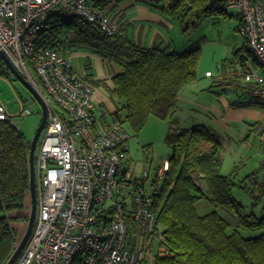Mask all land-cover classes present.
<instances>
[{
  "label": "trees",
  "instance_id": "16d2710c",
  "mask_svg": "<svg viewBox=\"0 0 264 264\" xmlns=\"http://www.w3.org/2000/svg\"><path fill=\"white\" fill-rule=\"evenodd\" d=\"M146 1L177 20L185 37H189L205 18L230 16L222 7L224 0ZM91 3L106 9L111 16L120 14L118 0H93ZM111 11L115 13L111 14ZM238 18L239 30L242 22ZM115 20L119 29L108 35L96 22L58 9L50 16L51 27L39 35L36 45L54 47L62 53L88 50L103 57L111 56L122 68V72L113 78V88L109 89L115 105L111 112L113 122H121L137 133L151 116L174 117L179 110L181 90L198 79L202 47L198 43L182 52L162 45L145 47L129 35L122 22L116 17ZM249 65L261 71L249 39L245 38L244 47L234 52V58L223 61V73L213 77L212 86L250 93L257 83L246 80ZM1 73L8 74L4 70ZM32 74L40 84L34 68ZM85 79L93 85L101 84L91 75ZM249 104L251 102L239 101L242 107ZM110 126L107 124L106 129ZM164 141L171 154L168 158L170 167L158 191L153 192L157 223L164 231L160 244L164 254L154 248L155 235L146 234L128 217L125 218L127 247L140 250L147 245L146 255L151 256L152 264H264V206L260 214L254 209L264 205V158L257 169H250L238 183V168L229 175L222 173L225 146L211 125L196 124L184 129L173 122ZM129 148L125 164H130ZM30 149L31 141L22 131L10 120L0 121V264L9 262L18 245L11 221L19 216L12 217L10 213L23 208L26 198L31 196ZM236 186L251 192L253 208L250 212L234 198L232 190ZM140 187H135L136 192ZM202 200L230 211L235 223L218 211L199 214L197 205ZM21 217L29 221V216ZM242 231H259V234L245 236ZM23 252L24 249L14 264H18ZM84 256L85 249L75 255L72 264H81Z\"/></svg>",
  "mask_w": 264,
  "mask_h": 264
},
{
  "label": "built area",
  "instance_id": "2783aa9c",
  "mask_svg": "<svg viewBox=\"0 0 264 264\" xmlns=\"http://www.w3.org/2000/svg\"><path fill=\"white\" fill-rule=\"evenodd\" d=\"M222 7L235 8L241 17L239 31L249 39L261 68L258 72L247 66L245 77L257 83L251 92L264 101V0H224ZM58 9L96 22L108 35L119 29L116 20L89 0H0V70L14 77L1 57L4 53L41 93L48 108L35 161L38 215L18 264H72L83 249L81 264H140L144 253L127 247L126 216L118 209L124 198L118 193L117 174L128 158L130 131L121 122L100 133L94 131L97 89L78 74L70 55L36 45ZM206 75L214 74L208 71ZM18 103L13 112L10 102L0 97V121L10 120L17 127L15 117L22 120L33 114L24 102ZM158 167L151 193L161 186L169 160ZM122 174L131 176V169L125 168ZM108 200L117 202L116 207ZM133 200L134 221L161 239L150 193L140 187ZM160 252L164 254L163 247Z\"/></svg>",
  "mask_w": 264,
  "mask_h": 264
},
{
  "label": "rangeland",
  "instance_id": "374dc122",
  "mask_svg": "<svg viewBox=\"0 0 264 264\" xmlns=\"http://www.w3.org/2000/svg\"><path fill=\"white\" fill-rule=\"evenodd\" d=\"M92 1L93 0H89L90 3ZM127 1L128 0H118V8H123V5ZM95 7L104 11L114 20L116 17L122 23H125L128 20V16H126L127 14L125 13L129 12L132 9V7H128L126 9L123 8L124 14L122 16L121 14H118L115 15L114 17L111 16L106 9H101L97 6ZM225 9L228 10L230 16L222 17L221 23L211 24L212 19L218 17L219 15L205 18L190 36H194V38L198 39L200 43H203L204 39L208 38L209 33L210 34L212 33L214 35L213 38L214 40L220 41L221 43H224L228 46L229 51L227 57L234 58V52L237 49L244 47L245 38L238 30L237 25H239V22L235 17H233V14L235 12L237 13V10L235 8H225ZM111 12H112L111 14L115 13L113 11ZM206 26H208L210 30H213V32L208 31V34H205L203 30H205ZM197 34L199 35L197 36ZM14 77L10 75L5 76V74L1 73L0 70V97L10 102L13 112H16L18 110L19 100L24 102L26 106L32 109L33 114L24 117L22 120L17 117H15L14 119V121L17 122L18 130L22 131L26 136V138L32 141L41 123L43 109L40 102L36 99L34 94L27 87H25L24 84H22L17 78ZM94 87L96 88L97 86L94 85ZM223 89L224 88L220 86L213 87V91L215 92V95L211 99L205 98L208 97L207 95H205V93H202L199 96L200 99H205V100L207 99L206 102L210 104L213 103L215 105V107L212 108V111L210 113L207 111L204 112L202 110H196V109L192 110L190 108L189 109L184 108L182 109V111H179L180 114L179 117L175 115L171 119H161L151 116V118L146 123L145 127L137 133L128 129V131H130V137H131L129 140L130 164L123 163L117 174L118 183H119L118 193L121 194L124 198V201L122 202L119 201L118 209L122 210L126 217L131 218L132 220H136L135 214L133 213L132 210V206L134 205L133 194L136 192L135 187L137 185H140L142 189H145L147 193H150V196L153 198V202H154V197H153L154 193L153 192L151 193L150 185L157 182V180H153L157 174L156 173L157 166L164 159H168L171 155L170 150L168 149L164 140L167 133L169 132L172 123L175 122V126L177 127L179 126L180 128H184V129L190 128L196 124L211 125V123L213 122L212 120L214 117L213 115L217 114L218 111L216 108H219L220 111H223V106H222L223 97L226 94L223 91ZM231 90L234 91L233 88H231ZM242 100L249 101L255 104L256 103L259 104L260 102L264 103V101L261 100L259 97H254L249 93L245 94L242 97ZM258 106L260 107V111H261L260 116H263L264 114L263 105L259 104ZM112 122H113V118L111 116V113L106 110L105 116L100 119V124L104 125L105 123H112ZM236 124L238 125L232 126L230 129L228 128L227 131L223 127H219L215 125H211V126L214 128V131L220 137V139L222 140L225 146L222 173L228 175L231 173L233 169L238 168L240 172V174L238 175L239 176L238 179L236 178V181L238 182L240 179L244 178V176L248 174L250 169L256 167L258 161L264 158V144L263 142H261L260 139L258 124L252 123L251 125H247V126L242 125V123L240 122H237ZM44 135H45V130L43 129L38 141L35 158L37 156L39 147L43 141ZM125 168L131 169V176L129 175L127 176V178L125 175L122 174ZM145 172H148V175L146 177L143 176ZM151 180L153 181L150 183ZM244 182L245 179H243V183ZM198 183L202 185L201 181H199ZM248 185L250 187L249 189H251L252 184L249 183ZM158 189L154 190V192H157ZM232 194L235 199H237L245 206L247 212L251 211V209L253 208V204H252L253 198L251 196V192L245 191L244 189L236 186L233 188ZM205 201L206 200L201 201V206L197 205V210L199 214L202 215L209 213L211 211H218L225 217H229L230 219L229 221L231 223H235L232 222L235 219H233V215L230 211H228L225 208L215 207L212 204L208 205ZM108 202L109 204H112L113 207H116L117 202L112 200H108ZM113 204H115V206ZM263 206L264 205L260 204L259 206L254 207V209L258 214H260L261 208ZM150 207H152L153 214L155 216V219L157 220L154 203L151 202ZM101 209L104 212H106L105 205H103ZM30 212H31V196L28 195L24 207L19 210H14L10 213V216L12 217L19 216L17 218L12 219L11 221V224L16 229L18 243L21 241L22 237L24 236L28 225V221L26 217H21V216H29ZM157 228L161 231L162 233L161 237H162L164 233L163 226L157 223ZM242 232L243 235L245 236L255 235L256 233L259 234V231H256V233L252 231H242ZM145 233L148 234L147 232ZM162 241H163L162 238L158 240V238L155 237L154 248L156 251L161 250L162 246L160 244L162 243ZM146 247L147 245L146 246L143 245L142 249L140 250L143 251L144 257H147L148 261L147 260L145 261L143 257L140 264H149V262L151 261L150 255L149 256L146 255V250H145Z\"/></svg>",
  "mask_w": 264,
  "mask_h": 264
},
{
  "label": "crops",
  "instance_id": "0c3cea01",
  "mask_svg": "<svg viewBox=\"0 0 264 264\" xmlns=\"http://www.w3.org/2000/svg\"><path fill=\"white\" fill-rule=\"evenodd\" d=\"M128 7H132V9L125 13L127 14L126 16H128V20L123 23L125 26L124 29H127L129 35H132L134 40L142 46H169L172 50L182 52L200 43L194 36H190V38L185 37L182 34L180 24L177 20L151 7L146 0H128L123 5V8L126 9ZM123 8H120L121 16L124 14ZM222 17L223 15L213 18L211 24L221 23ZM233 17L239 22L238 13L235 12ZM208 31L213 32V30H210V28L206 26L203 32L208 34ZM198 35L199 34H197V36ZM213 38L214 35L209 33L208 38L204 39L203 43H201L202 56L198 67V79L181 90L179 94V110L175 114L178 117L180 115L179 111H182L184 108L202 110L210 113L212 108L215 107L213 103L210 104L206 102V100L208 98H213L215 95L213 91L214 86H212L213 77H218L223 73V61L228 58L229 49L226 44L214 40ZM66 53L72 57L73 65L80 76L87 78V76L91 75L94 81L101 82V84L95 85L97 86V93L94 96L97 117L94 131L96 130L97 133H100L106 130V126L109 124L105 123L101 125L100 119L105 116L106 110L111 113L115 109L109 89L113 88V78L122 72V68L111 56L103 57L94 51L72 50ZM208 71H212L214 75L207 76L206 73ZM103 82H105V84ZM223 91L226 93L223 97V111L216 108L218 111L217 114L213 115L214 117L211 125L223 127L227 131L228 128L230 129L232 126L238 125L236 124L237 122L246 126L252 123L258 124L260 139L264 144V114L260 116L261 111L258 106L259 104L251 102V104L244 107L239 106V101L241 103L249 102L242 100L245 93H237L232 91L231 88L230 90L223 89ZM202 93L208 96L205 97L207 98L206 100L199 98ZM249 94L257 97L253 95L252 92ZM113 123L114 122L110 123V125ZM260 161L257 162L255 169L259 167ZM233 171L234 169L231 173ZM205 202L210 205L208 200ZM198 205L201 206V201ZM150 260L149 264H152V259L150 258Z\"/></svg>",
  "mask_w": 264,
  "mask_h": 264
},
{
  "label": "water",
  "instance_id": "95a60500",
  "mask_svg": "<svg viewBox=\"0 0 264 264\" xmlns=\"http://www.w3.org/2000/svg\"><path fill=\"white\" fill-rule=\"evenodd\" d=\"M1 57L7 64L10 71L15 75V78H17L22 84H24L25 87H27L36 97V99L40 102L42 109H43V115L41 123L37 129V132L31 141V149H30V191H31V212L29 215V221L26 228V232L24 236L22 237L21 241L18 243L15 252L13 253L12 257L10 258L9 262L7 264H14L15 261L18 259L20 253L25 248L26 244L28 243L34 229V224L37 216V190H36V171H35V153L38 146V141L41 136V133L45 127L46 120H47V104L44 101L41 93L30 83V81L20 72L17 70V68L11 63V61L5 56L4 53H1Z\"/></svg>",
  "mask_w": 264,
  "mask_h": 264
},
{
  "label": "bare ground",
  "instance_id": "6f19581e",
  "mask_svg": "<svg viewBox=\"0 0 264 264\" xmlns=\"http://www.w3.org/2000/svg\"><path fill=\"white\" fill-rule=\"evenodd\" d=\"M35 170H36V166H35ZM33 231H34V229H33ZM27 245V244H26Z\"/></svg>",
  "mask_w": 264,
  "mask_h": 264
}]
</instances>
